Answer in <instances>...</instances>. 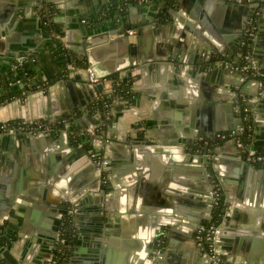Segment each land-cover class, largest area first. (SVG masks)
<instances>
[{"label": "crops", "instance_id": "obj_1", "mask_svg": "<svg viewBox=\"0 0 264 264\" xmlns=\"http://www.w3.org/2000/svg\"><path fill=\"white\" fill-rule=\"evenodd\" d=\"M108 1L0 0V97L21 91L0 104V122L50 124L47 134L0 142V235L10 234L0 263L46 264L74 206L67 264H216L196 230L212 216L218 186L226 210L216 249L229 264H264V164L245 162L234 139L219 138L241 123L243 100L253 122L250 147L264 149V84L240 64L247 40L264 70V0L251 40L255 6L247 3L166 0L174 16L159 22L160 0H120V24L136 54L117 41L124 35L102 39L107 29H94L116 11L90 16ZM59 46L71 56L65 68ZM27 48L36 88L8 76ZM89 67L106 78L102 91ZM113 75L130 84L133 97L115 94L104 114L96 104L115 92ZM78 135L100 149L90 154Z\"/></svg>", "mask_w": 264, "mask_h": 264}, {"label": "built area", "instance_id": "obj_2", "mask_svg": "<svg viewBox=\"0 0 264 264\" xmlns=\"http://www.w3.org/2000/svg\"><path fill=\"white\" fill-rule=\"evenodd\" d=\"M236 3H247L250 5L255 6L254 11L251 13L250 18L248 20V27L246 30V37L248 40L253 39L256 31V26H257V18L260 14V8H261V2L263 0H230ZM48 13V12H47ZM47 13L44 14V16L47 15ZM129 34H134L133 30L128 31ZM58 39H61L60 35H57ZM205 59L209 60L210 54H204ZM26 61L25 56H21L18 58V65H15L16 68L18 66H21L24 62ZM245 64L241 67L242 70H244L247 74L255 77L258 79L262 84H264L259 77H264V70L259 69L253 62H252V57L250 53L248 52L245 56ZM88 73H89V79L90 82L94 85L102 82V78L97 76L93 70V68H88ZM105 79V78H104ZM238 105H237V110H238ZM245 112H249L248 108H245ZM241 119L243 121V116L241 115ZM242 121L241 123L235 128L232 129L228 132H221L219 134V138L222 140H228V139H234L239 146V148L242 149L244 152V159L252 164L256 165H263L264 164V149L263 150H257L252 147H246L242 140L239 138V134L243 130L242 127ZM50 128V124H47L45 122H40V121H32V120H14V121H9V122H0V133L2 134H27V133H39L42 132L46 129ZM94 157H96L95 154H93ZM97 161L99 164H106L107 161L102 160L100 157H96ZM104 181H106L104 179ZM212 199H213V209L214 206L217 204V200L220 196L219 194V187H214L212 190ZM75 211V207L71 206L69 209V214L70 216L73 217V213ZM212 217V216H211ZM211 217L208 219V221L211 220ZM60 232V237L58 238L54 253L50 260L46 262V264H50L53 261L54 254L57 251L59 243L63 242L65 239L61 236ZM220 233V224L215 225V224H204L203 222L199 224L197 230H196V240L197 243L202 250V252L210 257L212 260L215 261L216 264H229L228 262L224 261L222 259L221 254L218 252L216 249V240L217 236ZM207 242L209 244V249L205 250L204 249V244ZM161 245V243H160Z\"/></svg>", "mask_w": 264, "mask_h": 264}, {"label": "trees", "instance_id": "obj_3", "mask_svg": "<svg viewBox=\"0 0 264 264\" xmlns=\"http://www.w3.org/2000/svg\"><path fill=\"white\" fill-rule=\"evenodd\" d=\"M51 11V6L47 5L45 6ZM48 11V13H49ZM50 14V13H49ZM47 20V18H46ZM49 23V22H48ZM48 28L53 29L51 24L47 25ZM250 49L249 47V42L246 40L245 44L243 46V53L244 57L240 64L243 66L245 64V56L248 53V50ZM56 57L57 60L60 62V66L62 67H67L69 62L71 61V56L69 55L68 51L65 50L63 47L59 46L56 47ZM220 56L219 58H221ZM215 57L212 59L214 60ZM223 59V58H222ZM207 63V62H204ZM34 76V71L30 63L24 62L21 66H19L16 70L11 72L10 74V79L12 80H21V81H27L29 82L33 88H36V85L33 84L32 78ZM56 78H54L51 81H55ZM112 79H114L115 86L114 90L115 92L112 94V96L107 95V94H102L101 98L97 101L96 107L102 111V113H106L110 107L112 98L115 94L122 96L124 99H126L128 102L132 100L133 94L132 91L130 90V84L127 81H122L121 78H119V75H113ZM259 79L264 83V77H259ZM46 86V85H44ZM10 92L4 97H0V104L5 102L8 99L14 98L19 96L21 94L20 90H14V89H9ZM239 104H237L238 107V113H240L243 116V121H242V127L243 130L239 134V138L242 140L244 145L246 147H249L252 144V138H253V122L251 119V116L249 113L245 112L246 106L243 105V100L238 101ZM260 165V164H259ZM211 178L212 180H215V174L212 171L211 172ZM219 198L217 200V204L214 206L213 212H212V217L211 220H205L203 221L204 224H215L219 225L222 223L225 210H226V204H225V199H224V194L223 191L219 188ZM73 217L70 215H67L64 219V223L61 228V236L65 239L63 242L59 243L58 248L56 253L54 254L53 261L50 264H67L69 261L70 257V244L72 243L74 239V226H73ZM7 242V238L3 237L0 235V245L3 243ZM204 249L208 250L209 249V244L205 242L204 244ZM1 264V263H0Z\"/></svg>", "mask_w": 264, "mask_h": 264}, {"label": "water", "instance_id": "obj_4", "mask_svg": "<svg viewBox=\"0 0 264 264\" xmlns=\"http://www.w3.org/2000/svg\"><path fill=\"white\" fill-rule=\"evenodd\" d=\"M118 1H120V0H117V1H115V0H109L108 2H106V4H105V6H104V8H102L101 10H99V11H93L92 10V12H91V15L90 16H97V15H99L101 12H102V10H104V11H107V10H110V9H113V8H116L115 10L116 11H114L112 14H107L106 15V18L104 19V17L102 16V17H100L99 18V23L97 24V25H94L95 26V28L94 29H97V30H104L105 28L107 29V30H105L104 31V33L102 34V35H100L101 36V38L102 39H104V38H106V36H115V35H124L125 33H126V28H124V27H122L123 25L122 24H120V21H121V19H122V17H123V14H122V12H121V6H118L117 5V2ZM218 1H222L224 4H226V1L227 0H218ZM158 10H156V13L160 16V19H159V22H161L162 21V15L164 14V13H170V14H172L173 16H174V14H173V12L170 10V2H167L166 0H160V3H158ZM48 10V9H47ZM46 10V11H47ZM170 10V11H169ZM49 11V10H48ZM47 11V12H48ZM50 12V11H49ZM89 16V17H90ZM121 16V17H120ZM103 18V19H102ZM119 19V22L117 21H115L116 19ZM114 27V28H109V27H112V26ZM98 26V27H97ZM120 26V27H119ZM119 27V28H118ZM246 27V26H245ZM127 29H131V26L130 27H127ZM107 31V32H106ZM3 33V35L5 34V32H2ZM95 33H98V32H94V33H90V34H95ZM117 41H119V42H122V40L124 39L125 41H126V43L128 44V52H131L132 54H136V47L137 46H135V44H132L131 42H130V36L129 35H124V36H120V37H117ZM88 42H85V46H86V48L87 49H89V47H91V45L93 44V42H91V41H89V40H87ZM116 40H113V38H112V42L111 43H114ZM25 53L27 52V54H24L23 53V55L22 56H25L26 57V61L25 62H28V63H30L31 62V57H32V55L31 56H28V53H30V50H29V48H27V49H25V51H24ZM19 67V66H18ZM93 70H94V68H93ZM14 71V70H13ZM228 73H232V70L231 69H227L226 70ZM94 72H95V74L97 75V76H99L100 78H102L103 80H102V82H100V83H98V84H96L95 86L99 89V90H103L104 89V85H103V82L106 80V78L105 77H103V76H100L95 70H94ZM11 74V73H10ZM0 76H2V74H0ZM8 76H10L9 74H8ZM6 77V76H5ZM7 78V77H6ZM5 78V79H6ZM105 78V79H104ZM50 131H45V132H41V133H37V134H34V133H29V135L30 136H39V135H41V134H47V133H49ZM89 134H91V132L89 133ZM6 136H13V137H17L18 138V135L17 134H2V133H0V142L2 141H5V140H8V137H6ZM84 136V135H83ZM83 136H81V135H78V136H76V138L79 140V142L82 144V145H84V149L86 150V151H88V150H90V154H92V153H94V151L95 150H98V149H100V148H96V147H93V146H91V145H86L85 144V138L83 137ZM95 138H96V135H93V136H90L89 138H87V139H90V141L93 143L94 142V140H95ZM88 149V150H87ZM205 161H206V166L208 165V164H211V161H209L208 160V157L206 156V157H204L203 158ZM245 162H247V161H245ZM247 163H249V162H247ZM247 165H249V164H247ZM250 166V165H249ZM254 167H255V165H254ZM8 235L10 236V234H7V233H5V235H3V237L5 236H7L8 237ZM151 241V240H150ZM149 241V243H148V251H149V256H151V254H155L156 253V251H155V246H153L152 247V245H153V241H152V243Z\"/></svg>", "mask_w": 264, "mask_h": 264}]
</instances>
